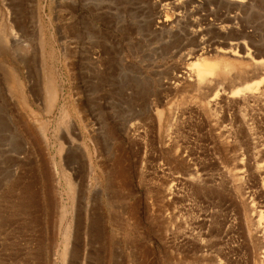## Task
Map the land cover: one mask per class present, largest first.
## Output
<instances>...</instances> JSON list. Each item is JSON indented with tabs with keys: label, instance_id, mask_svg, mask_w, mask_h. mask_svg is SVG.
<instances>
[{
	"label": "rangeland",
	"instance_id": "374dc122",
	"mask_svg": "<svg viewBox=\"0 0 264 264\" xmlns=\"http://www.w3.org/2000/svg\"><path fill=\"white\" fill-rule=\"evenodd\" d=\"M259 58L264 0H0V264H264Z\"/></svg>",
	"mask_w": 264,
	"mask_h": 264
},
{
	"label": "bare ground",
	"instance_id": "6f19581e",
	"mask_svg": "<svg viewBox=\"0 0 264 264\" xmlns=\"http://www.w3.org/2000/svg\"><path fill=\"white\" fill-rule=\"evenodd\" d=\"M237 1H241V0H237ZM5 39H6V42H9V45H10L11 49L12 48L14 49V47H15L14 45L16 44V41L11 42V40H9L7 38H5ZM237 43H239V42H231L230 41V45L228 46V49L227 48L226 49H222V51L224 53L230 52L231 54H236L235 50L232 49V44H236L237 45ZM233 46H235V45H233ZM242 47H243V45H242ZM201 51H202V49H201ZM256 54L259 55L260 53L257 52ZM249 55H250L249 52H246L244 54V57H247ZM17 58H16V60H17ZM18 60L20 62H23V60L21 58H19ZM253 63L255 64V68H254V71H252V74H251L252 76L258 75L259 73H264V72H262L263 69H264V59H262V58L254 59ZM234 67H236V66H234ZM234 67L232 66L231 63H228V62H226V63H221L220 62L219 63V62H216V61H209V60H204V59L199 58L191 65L190 70L188 71V73L184 72V74H185V76H187L190 79V81L192 80L194 82V84H196V87L198 89H200L202 87H209L210 88L214 83H217L216 82V78H218V77H226L227 74H231L230 72L232 70H234ZM246 67H247V65H246ZM246 67L240 68V70H242L240 73H243V71H244V69H246ZM45 75L47 76L48 74L46 73ZM5 76H6V82L8 83L9 88L12 91H14L15 94L17 93L19 95L18 96V102L23 106L25 104V100H24L22 92H21L20 80H19L15 70L10 68L6 72ZM180 76L182 77L183 75H180ZM50 77H49V79H50ZM46 78H48V77H46ZM263 81H264V76L260 77V79L255 81V82L245 83L242 86H237V87L233 88L229 92V94L233 98H234V96L235 97H237L238 95L240 96V94H242V95L245 94V96H247L248 93H249V95L254 94L260 88L259 86L262 84ZM45 87H47V92H46V94H47L46 95V97H47V99H46L47 100V104H46L47 105V110L50 111L53 108V106H54V104L56 102V99H57V88L58 87L56 88L55 83H53L52 79L48 81V85L46 84ZM217 92L215 93L214 98H215V96L218 95ZM64 115L67 116V114H64ZM35 122H37L36 123L37 124V128H38L39 132L41 133L42 140L45 143L46 139H47L46 134H45V132L47 130V124L45 122L43 123L40 120H36ZM85 147L86 146H84V148Z\"/></svg>",
	"mask_w": 264,
	"mask_h": 264
}]
</instances>
